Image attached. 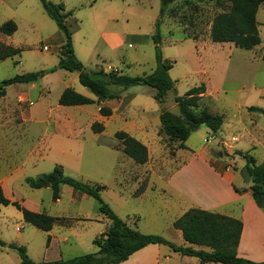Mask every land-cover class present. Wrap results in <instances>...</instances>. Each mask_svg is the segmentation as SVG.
<instances>
[{
  "label": "rangeland",
  "instance_id": "374dc122",
  "mask_svg": "<svg viewBox=\"0 0 264 264\" xmlns=\"http://www.w3.org/2000/svg\"><path fill=\"white\" fill-rule=\"evenodd\" d=\"M49 1L62 3L65 13H71L67 25L73 34L75 55L88 71L116 66L135 78L155 70V49L150 36L155 34V23L160 18V0ZM229 5L227 0L219 3L180 0L166 8L161 25V47L163 58L173 62L169 75L175 82V90L168 93L164 108L178 114L175 97H183L190 89L204 84L211 97L204 95L198 112L207 108L223 116V126L217 134L209 135L203 127L191 135L189 145L194 150L207 149L214 161L220 159L242 176L243 155L252 156L257 163L264 161V114L249 111L252 107L264 109V62L261 60L264 5L257 14L262 44L253 50L212 42V21ZM8 21L17 24V31L11 36L0 32V43L20 50V54L0 62V83L58 65L59 56L52 49L55 44L52 37L62 33L39 0H0V28ZM110 34L125 35L126 45L111 51L104 40V36ZM202 49L205 51L200 54L198 51ZM124 59L134 64L125 68ZM77 75L59 70L37 82L36 87L12 85L6 88L4 96L0 94V181L14 198L41 199L47 212L91 219L65 222V226L74 225L75 229L83 230L85 246L62 245L60 248L55 243L46 250L47 233L19 222L20 212L15 207H3L0 239L6 245L0 246V264H21L18 252L7 246L10 244L26 247L29 257L37 263L71 260L98 251L93 242L100 236L103 225L96 224L95 220L103 215L97 200L77 194L85 200L72 203L71 193L74 192L64 186L60 188L63 189L61 205L52 206L51 190H33L25 183L27 177L50 173L56 166H62L71 178L106 187L101 194L103 201L123 219L136 217L139 232L160 236L180 246L172 224L176 212L168 210L169 202L156 190L154 193L149 190L141 198L139 195L147 190L152 174L156 176L152 179L155 188L164 187L162 178L170 176L190 154L184 152L177 158L178 143L162 136V148L148 147V163L137 165L119 151L120 142L112 140L113 126L104 136L93 133L91 126L102 124L95 115L97 106L79 108L66 117L59 115V99L66 85L74 90H86ZM126 94L136 99L135 106L128 110L132 119L138 118L141 106L149 108L148 104L157 103L156 91L147 86L133 87ZM233 136L239 137L238 143L231 142ZM253 138L255 143L252 144ZM236 184H241L239 178ZM141 189L143 191L136 195ZM170 249L164 246L162 252L167 254Z\"/></svg>",
  "mask_w": 264,
  "mask_h": 264
},
{
  "label": "trees",
  "instance_id": "16d2710c",
  "mask_svg": "<svg viewBox=\"0 0 264 264\" xmlns=\"http://www.w3.org/2000/svg\"><path fill=\"white\" fill-rule=\"evenodd\" d=\"M46 14L55 22L59 32L62 33L64 44L58 56L59 63L49 70L17 75L0 83V94L5 95L6 88L12 85H31L41 81L49 74L58 70L77 73L80 84L93 94L98 102L120 100L127 91L137 86H147L156 91L154 96L156 102L164 105L170 91L175 90V82L171 79L169 71L173 68V62L165 60L161 47V25L166 8L180 0H160V18L155 23V34L152 41L155 49L156 68L143 77H130L126 74L114 71L106 72L103 69L94 72L88 71L84 64L77 58L73 46V34L67 25V18L71 13H65L62 3L54 4L49 0H39ZM203 1V0H196ZM219 3L222 0H210ZM229 7L217 14L211 25V40L216 44H233L241 50H253L262 44L257 22V14L264 5V0H227ZM17 31L14 21L4 23L0 32L5 36H11ZM20 54V50L0 43V62L12 59ZM264 62V54L261 57ZM206 93L205 85L190 89L185 96H176L179 114H173L163 108L160 115L162 129L160 134L165 135L170 142L180 143L179 148L185 149L184 143L190 136L206 126L211 133L217 134L223 126V116L209 112L207 108L199 110L200 103ZM95 101L77 93L72 88H66L59 99V106L80 107L93 105ZM251 112L264 114V109L252 107ZM104 117L112 115L107 107L100 109ZM94 134H101L104 126L100 123L92 125ZM115 138L121 144L122 153L133 160L137 165H145L149 161L147 146L125 132H118ZM246 161L241 174L250 183L251 196L256 206L264 213V161L257 164L250 155H243ZM25 183L33 190L51 188L54 199L60 197V188L69 186L74 192L91 197L99 202V211L110 222L108 230L93 244L97 247L96 253L86 254L71 260H56L50 262H34L28 255L24 246L10 244L9 248L16 250L19 254L21 264H121L127 261L136 252L149 245L168 246L182 256L195 257L200 264H264L255 262L238 255V248L243 232V222L239 219L225 215L208 212L201 209H190L173 225L180 230L185 242L192 246L207 247L211 251L196 250L193 247L178 246L166 239L143 234L128 226L112 208L103 201L102 191L106 187L91 185L67 176L62 166H56L54 170L37 177H27ZM141 189L136 195L140 194ZM237 192L240 191L237 189ZM0 206L15 207L23 217L26 224L34 226L43 232H50L57 224L65 225L67 219L56 218L45 213L32 212L17 201H11L5 196L0 185ZM51 237H47V246L50 245ZM6 243L0 239V246Z\"/></svg>",
  "mask_w": 264,
  "mask_h": 264
},
{
  "label": "crops",
  "instance_id": "0c3cea01",
  "mask_svg": "<svg viewBox=\"0 0 264 264\" xmlns=\"http://www.w3.org/2000/svg\"><path fill=\"white\" fill-rule=\"evenodd\" d=\"M138 37L141 38V36ZM52 38H54L53 40L55 42V44L52 46V49L55 50L56 52L55 51L54 52L58 54L62 45L64 44V38L62 35L59 34L54 35ZM146 38L149 39V36ZM150 38L152 40V36H150ZM104 40L106 42L105 44L111 49V51H117L119 49H122L126 45L125 43L126 36L121 34L105 35ZM46 48L49 49V47ZM203 51H205V49H202L201 51L198 52L202 54ZM122 63L125 66V68H129L132 66V64H134L128 62L125 59L122 60ZM97 69L99 70L103 69L106 72L114 71L117 73L124 74L123 71L116 66L114 67L108 66L106 68L97 67ZM77 79H78V75H77ZM74 80L76 82V79ZM22 86H27V85H22ZM31 86L36 87L35 84H32ZM65 87L70 88L69 85H66ZM75 90L78 91L80 94L94 100L95 104L80 106V107L59 106V108L57 109V113L59 115L66 117L68 114H71L72 111L79 110V108H91L97 106L98 109L95 112V115L98 120L102 121V124L104 126V131L101 134H97V135L104 136L106 134L107 129H109L110 126H113L114 129L113 131L114 134L112 138L113 141H118L115 138L116 133L125 132L130 136L136 138L141 143H143L145 146H147V148L153 145H156L158 149L162 148L160 141L163 140L162 136L164 137L166 136L160 134V131L162 129V125L160 122V115L165 104L164 105H160L158 103H153V105L148 104L149 108H144L141 106L140 107L141 113L138 115V118L132 119L129 116L128 110L129 108L135 106L134 105L136 102L135 96L131 94H126L123 95L120 100L98 102L96 97L87 93L88 91L87 89H86L87 91L83 89L80 90L75 89ZM205 95L210 96V94L207 92V87H206ZM102 107L109 108L112 111V115L109 117L102 116L100 114V109ZM136 107L138 108L139 106ZM77 120L75 119V121ZM203 127L206 128L205 129L206 134L209 135L211 132L206 126H201L198 131H200ZM239 140H240L239 137L233 136L231 142L238 143ZM254 141L255 139L253 138L252 144L255 143ZM179 145L180 143H178V146ZM184 146L185 149H180V148L178 149L177 158H179L181 154H183L184 152H188L190 154L189 158L184 159L179 164L178 168H176L170 176L162 178L165 180V186L161 187V189L155 188L156 184L153 182L152 179L153 177L156 176L155 174H152L150 181L148 179L149 182L147 184V190H145V192L139 195L140 198L144 197L149 190H152L153 193L156 190V193H159V196H163L164 199L167 202H169L168 210H174L176 212V215L172 220L173 225L179 218H181L190 209H201L208 212L217 213L241 220L243 222V232L241 235V240L238 248V255L242 258H246L255 262L264 261V213L256 206V204L252 199L251 191H250V183L247 180L245 181L239 172L237 171L233 172L230 166L226 165L225 163H222L220 159L214 161L207 149H206L207 151L202 150L203 147H201L198 150H194L189 145V139L187 140V142L184 143ZM255 147L256 146L253 145L254 149ZM236 150L245 154V152L241 150L238 149ZM242 161H244L246 164V161L243 158ZM243 167H241L240 170L243 169ZM238 178L241 181L240 185L236 184ZM0 185L2 186L1 181H0ZM2 188L4 190L5 196L8 199H10L11 201H17L21 203L23 207H25L26 209L32 212L45 213L52 217L65 218V219H70L72 221L77 220L84 222L91 220L89 218H83V217L81 218L63 217V215L61 214L57 215L52 212L51 213L47 212L46 208L43 206L44 201H42L41 199L40 201H35V200L32 201L29 199H25L23 196H21L20 199H17L9 195L8 192L4 189V187ZM46 189L51 190L52 206L61 205L62 192L64 186L63 189L60 190V197L57 200L54 199V194L52 189L51 188H46ZM237 189L240 191V193L237 192ZM71 194H72L71 195L72 203L73 202L79 203L81 200H85L88 197L86 195H82L85 198L82 199L79 195H77L79 193L74 192ZM2 208L3 206H0V213H2ZM119 217L121 218L120 215ZM20 218L21 219L19 220V222L24 223L21 213H20ZM123 220L128 224L129 227L138 230L137 223L135 222L136 217L130 218L129 216H127L126 219ZM95 222L98 225H103V230L101 231L100 236L108 230L111 224V222L105 216L98 217L97 220H95ZM45 233H47V235L51 237L50 245L46 246V250H50L55 243H57L60 248L62 245L65 246L67 245L70 247L77 245L85 246L83 244H85L84 238L86 235L84 234L83 230L75 229L74 225L65 226V225L57 224L53 227V229L50 232H45ZM100 236L96 238H99ZM175 237H177V239L180 241V246L193 247L196 250L201 249L208 252L211 251L207 247L192 246L187 242H185L180 230H176ZM163 247L164 246H160V245H149L144 249L136 252L127 261L121 264H200V260L198 258L182 256L171 249L170 251L167 252V254H164L162 252ZM175 255L177 256L175 257ZM176 258H180V259H176ZM207 264H213V263H207Z\"/></svg>",
  "mask_w": 264,
  "mask_h": 264
},
{
  "label": "water",
  "instance_id": "95a60500",
  "mask_svg": "<svg viewBox=\"0 0 264 264\" xmlns=\"http://www.w3.org/2000/svg\"><path fill=\"white\" fill-rule=\"evenodd\" d=\"M219 156L221 157V153L219 154Z\"/></svg>",
  "mask_w": 264,
  "mask_h": 264
}]
</instances>
